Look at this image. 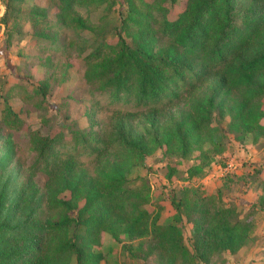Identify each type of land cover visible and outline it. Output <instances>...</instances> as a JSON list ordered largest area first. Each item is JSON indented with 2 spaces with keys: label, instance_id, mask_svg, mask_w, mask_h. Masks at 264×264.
<instances>
[{
  "label": "trees",
  "instance_id": "trees-1",
  "mask_svg": "<svg viewBox=\"0 0 264 264\" xmlns=\"http://www.w3.org/2000/svg\"><path fill=\"white\" fill-rule=\"evenodd\" d=\"M56 1L59 13L53 23L45 8L36 5L28 21L42 39L49 37L42 27L70 28L74 46L88 42L81 35L84 31L93 34L91 51L83 56L90 87L112 100L133 101L153 112L182 97L187 107L177 118H168L166 125H157L153 134L135 133L125 121H117L101 150L92 129L69 141L64 133L42 135L35 129L30 145L37 157L24 177L13 165L12 139L23 120L4 98L0 264H99L105 254L93 251V246L100 243L102 231L116 240L121 234L130 239L149 235L151 246L145 257L155 255L157 264H213L215 256L243 247L252 226L239 218L235 207H216L206 201L200 187L183 186L172 199L175 222L159 224L156 218L149 222L150 213L143 209L150 200L148 185L129 187L127 175L163 145L182 156L199 150L202 163L187 172L189 178L202 174L209 156L203 146L221 150L223 134L212 125V113L215 108L222 111L225 103L233 104L229 131L236 137L252 134L257 140L264 134L259 101L264 97V0H187L175 19L167 18L165 3L176 0H125L114 43L108 41L106 15L93 22L79 9L106 5L109 10L117 0ZM210 79V91L196 94L198 86ZM46 88L43 80L37 92L45 94ZM65 143L90 156L99 152L93 175L72 156L60 159L59 149ZM37 170L46 174L43 190L34 181ZM65 191L68 198L60 196ZM183 217L191 224L190 247L179 225Z\"/></svg>",
  "mask_w": 264,
  "mask_h": 264
},
{
  "label": "rangeland",
  "instance_id": "rangeland-1",
  "mask_svg": "<svg viewBox=\"0 0 264 264\" xmlns=\"http://www.w3.org/2000/svg\"><path fill=\"white\" fill-rule=\"evenodd\" d=\"M117 1L109 10L106 5L79 9L81 15L93 22L106 15L103 21L111 43L118 37V28L126 11L125 0ZM145 1L151 3L153 0ZM186 1H167V18L175 19ZM34 5L45 8L50 22L57 20L56 0H0V119L4 98H7L23 120L20 129L13 131L12 139L15 144L13 165L20 167L24 177L37 157L30 145V133L35 129L42 135L64 133L66 141L76 133L92 129L97 132L101 150L106 136L115 132L117 121H125L135 133L148 135L154 133L157 125H166L168 118H177L180 110H186L185 97L153 112L151 108L136 106L133 101L112 100L98 93L84 77L83 56L91 51L95 40L93 34L84 31L81 35L88 42L74 46L70 45L75 38L70 28L52 25L41 28L49 37L39 38L28 21ZM43 80L47 83L45 94L37 92ZM210 84L211 79L201 83L196 94L208 93ZM236 97L237 94L234 100ZM259 101L264 112V97ZM232 105L225 103L222 111L215 108L212 113V125L220 128L223 134L221 150L209 144L203 146L209 156L202 174L189 178L187 172L189 167L202 163L203 160L198 158L199 150L182 156L163 145L148 154L141 165L132 168L127 175L128 186L148 185L150 200L143 209L150 213L149 222L156 218L159 224L175 222L177 213L172 199L183 186L200 187L206 201L216 207H235L239 218L251 223L250 239L232 253L226 251L215 256L213 264H221V260H224L223 264H264V134L256 140L252 134L240 139L230 132ZM153 122L157 124L153 125ZM261 122L264 124V117ZM59 155L60 159L74 157L90 175L94 174L99 158V152L90 156L73 150L66 143L60 147ZM34 181L43 190L46 174L35 171ZM60 196L68 198L69 193L65 191ZM179 225L185 243L190 247L191 224L183 217ZM150 246L149 235L130 239L121 234L116 240L107 231H102L100 243L93 246V251L105 254L99 264H157L155 255L145 257Z\"/></svg>",
  "mask_w": 264,
  "mask_h": 264
}]
</instances>
